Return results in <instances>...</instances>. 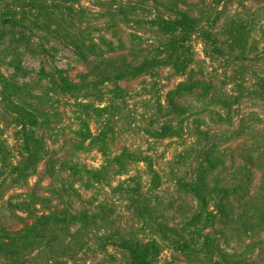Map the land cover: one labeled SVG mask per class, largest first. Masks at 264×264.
<instances>
[{
    "label": "rangeland",
    "instance_id": "obj_1",
    "mask_svg": "<svg viewBox=\"0 0 264 264\" xmlns=\"http://www.w3.org/2000/svg\"><path fill=\"white\" fill-rule=\"evenodd\" d=\"M26 1L4 0V4L12 9ZM36 1L49 7L25 10L58 18L60 29L68 36L40 32L51 55L35 49L25 62L35 70L41 66L47 71L68 70L74 79L85 73L87 63L74 52L70 39L85 48L93 46L103 56L151 51L163 40L159 23L168 12L162 1L204 21L188 42L194 56L185 74L165 67L149 76L118 82L120 90L112 82H101L75 95L63 93L59 85L35 87L46 94V103L40 108L46 116L40 134L47 152L28 177H20L11 168L21 160L15 127L20 115L0 110L2 150L10 152L0 159V231L16 230L30 222L22 200L34 202L33 207L44 215L50 206L72 214L91 212L106 202L110 204L109 227H122L134 237H152L146 229L154 228L150 223L189 224L190 251L164 248L153 264H223L218 255L227 257V264H264V187L259 186L264 165V0ZM202 31H209L216 41L202 40ZM215 47L220 55L213 52ZM0 55L4 58L7 51ZM89 58L96 63L103 60L96 55ZM33 78L30 73L25 80ZM185 81L197 85L202 81L211 88L204 90L201 84L178 97L182 110L170 115L163 108L165 96ZM169 120L171 134L157 137L155 133ZM205 150L212 151L219 163L207 173L206 204L201 207L194 193L177 192L176 185L183 178H196L198 162L194 158ZM117 156L123 162L114 161ZM60 162L67 166L61 168ZM243 164L246 172L238 170ZM71 165L75 169L69 170ZM90 172L102 175L92 177ZM241 177L242 183L250 177L246 189L210 192L224 183H239L236 180ZM27 192L48 200L40 206L39 199L29 201L23 196ZM133 197L151 207L143 227L132 216ZM71 224L77 227L69 218L66 225ZM100 225L98 222L90 230ZM60 228L55 236H47L50 241L44 245L48 247L40 255L53 264H61L67 253L62 250L67 228ZM99 231L89 234V248L100 242L94 238ZM89 248L82 253L91 264H117ZM106 251L118 261L123 259L115 247Z\"/></svg>",
    "mask_w": 264,
    "mask_h": 264
},
{
    "label": "trees",
    "instance_id": "obj_2",
    "mask_svg": "<svg viewBox=\"0 0 264 264\" xmlns=\"http://www.w3.org/2000/svg\"><path fill=\"white\" fill-rule=\"evenodd\" d=\"M162 3L168 12V16L161 18L159 23L162 26L163 40L151 51L139 50L134 51L133 54L128 51L127 54L103 56L94 51L93 46L85 48L83 43L70 39L74 52L87 63L85 73L74 79L68 70L54 69L53 71H47L43 66L35 70L25 62L27 55L35 49L41 55H51L50 49L41 42L40 32H53L62 35L64 38L68 36L64 34L65 29H60L61 24L58 18H45L41 16L39 11L30 14L25 10L37 11L49 6L36 0H27L23 3L26 5H15L10 9L8 4H4V0H0V53L7 51L4 58L0 55V110L13 111L15 114L20 115L15 120V127L17 126L19 130L16 135L20 138L18 139L19 145L16 146V152L21 160L11 165L12 171L18 172L20 177H28L30 172L34 171L35 165L41 160L42 154L44 155L47 152L40 134L46 119L40 108L46 103V94L40 90L35 91V87L39 86L46 89L47 86L59 85V89L63 93L75 95L80 94L81 89L87 90L89 87L101 82L102 84L112 82L120 90L118 82L149 76L155 70L165 67L175 72L183 71L185 74V69L192 64L194 56L193 49L190 48L188 42L192 34L201 28L204 18L193 15L189 11L177 9L167 1H162ZM52 6L55 7L56 5ZM174 10L175 14H171ZM200 37L205 42L216 41V37L209 31H202ZM213 52L218 55L221 54V50L217 47ZM90 55L99 56L103 60L96 63L89 58ZM181 58L185 60H181ZM30 73H34V78L25 80L27 74ZM201 84H203L202 89L204 90L211 88L210 85H204L202 81H198V85L196 82L191 83L188 81L179 83L166 94V105L163 108L170 115L177 114L182 110L177 98L198 88ZM25 95L33 97L28 99ZM170 122V120L166 121L160 128V132L155 133L157 137L171 134L173 127ZM0 144V159H2L10 152L7 149L4 152L2 150L4 148V146L2 147L3 142L0 141ZM194 160L198 162L196 178L189 181H186L185 178L179 180L176 191L194 193L200 206L204 207L206 199L203 192L209 184L206 179L207 173L216 168L219 158L213 155L212 151L205 150L203 154H197ZM114 161L123 162L121 156L115 157ZM1 166L0 163V169ZM63 166L67 165L60 162V167L63 168ZM72 167L75 169V166L71 165V167H68L69 170ZM238 170L241 172L245 170L246 172V165H239ZM90 174L92 177L102 175L100 172H90ZM243 178L236 180L239 183H234V185H231L234 182L231 181V183H224L223 187H213L210 192L218 194L235 191L236 188L246 189L250 177L245 179V183L241 181ZM259 186L264 187V165ZM52 192L55 193L56 191L53 190ZM23 196L28 198L29 201L39 199L40 206L48 200V197L38 196L33 192H27ZM130 202L133 206V218L141 222V227L145 226L147 223H144V220L148 221L147 216L151 214L150 205L139 204L138 199H134V197L132 200L130 199ZM21 204L26 215L30 217V222L24 223L21 228L16 230L2 228L0 231V264H53L49 259L44 258L45 260H43L40 255L45 247H48L44 245L50 241L47 236L57 234L60 231L59 226L60 229L67 228V237L63 240L62 249L67 253L62 256L61 264H91L82 251L85 250L84 248H89L88 244H91L89 234L91 235L96 230L101 231L98 237L94 235V238H99L100 242L96 247H90L89 249H93L92 252L98 255H101L99 252H103L105 257L110 258L117 264H153L165 249L181 253L190 251L191 243L188 241L189 233L187 232L189 224L185 222L181 223L180 226L177 224L168 225V223H150L154 228L146 227V229L150 230L152 237L139 238V236L130 235L134 233L126 234L127 231L122 227H117L115 230L109 227L107 219L110 204L106 202L97 205L91 212L83 211L80 213L76 211L72 214L69 210L63 212L64 210L57 209L56 205L50 206L51 209L47 211L46 215L40 214V211L33 207L34 202L27 203L26 200H22ZM69 218L75 221L77 227L71 224L68 229L66 224H68ZM98 222L101 225L97 229L91 228L90 230V227H95ZM53 240H55V237H53ZM165 242H169V245L166 246ZM109 246L120 250L123 257L121 261L108 254L106 250ZM202 250L209 251L205 247ZM218 256L223 264H227V257Z\"/></svg>",
    "mask_w": 264,
    "mask_h": 264
}]
</instances>
